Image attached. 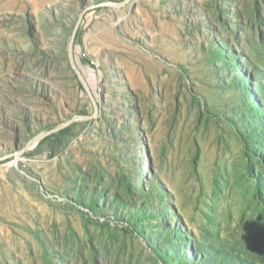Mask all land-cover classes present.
<instances>
[{"label":"rangeland","instance_id":"rangeland-1","mask_svg":"<svg viewBox=\"0 0 264 264\" xmlns=\"http://www.w3.org/2000/svg\"><path fill=\"white\" fill-rule=\"evenodd\" d=\"M106 1L0 0V164L93 113ZM73 51L100 111L0 173V264H264V0L94 7Z\"/></svg>","mask_w":264,"mask_h":264},{"label":"water","instance_id":"water-1","mask_svg":"<svg viewBox=\"0 0 264 264\" xmlns=\"http://www.w3.org/2000/svg\"><path fill=\"white\" fill-rule=\"evenodd\" d=\"M129 0H124V1H119V2H115V1H106V2H101L99 4H93V5H87L85 6L82 11L80 12L79 14V17H78V20H77V23L73 29V32L71 34V37H70V41H69V45H68V56H69V61H70V66L71 68L73 69V71H75V73L78 75L85 91L87 92V95L90 99V102L93 106V113L90 114V115H80V114H74L70 119H68L67 121L61 123L60 125L56 126L55 128L53 129H50L48 131H45L37 136H35L33 139L29 140L24 146L23 148L18 151L20 154H24L26 151H28L30 148H32L33 146H35L37 143H39L40 141H42L43 139L67 128L68 126L72 125L73 123H75L77 120H81V119H84V120H89V121H92V119H94L100 109H99V105L97 103V100L95 99V96L93 94V92L91 91L89 85L87 84L86 80L84 79L82 73L80 72V70L78 69L76 63H75V60H74V56H73V47H74V42H75V38H76V34H77V31H78V28H79V24L82 20V17L85 15V13L87 11H89L90 9L94 8V7H98V6H124ZM13 156V154H10L8 156H3V157H0V160L1 159H5V158H8V157H11Z\"/></svg>","mask_w":264,"mask_h":264},{"label":"crops","instance_id":"crops-1","mask_svg":"<svg viewBox=\"0 0 264 264\" xmlns=\"http://www.w3.org/2000/svg\"><path fill=\"white\" fill-rule=\"evenodd\" d=\"M49 140H51V138H48L47 140L44 139L42 140L43 143H41L40 141V143H37L35 146H33V147H36L35 154H38V156L44 155L47 152V148H48L46 141H49Z\"/></svg>","mask_w":264,"mask_h":264},{"label":"built area","instance_id":"built-area-1","mask_svg":"<svg viewBox=\"0 0 264 264\" xmlns=\"http://www.w3.org/2000/svg\"><path fill=\"white\" fill-rule=\"evenodd\" d=\"M17 161H18V160H17ZM17 161H16V163H15V161L12 160V161L7 162V163H5V164H0V173L4 170V168H5V171H7L9 168L16 166Z\"/></svg>","mask_w":264,"mask_h":264},{"label":"trees","instance_id":"trees-1","mask_svg":"<svg viewBox=\"0 0 264 264\" xmlns=\"http://www.w3.org/2000/svg\"><path fill=\"white\" fill-rule=\"evenodd\" d=\"M73 53H74V51H73ZM75 63H76V65H77L78 69L80 70V72L82 73V75H83L84 79L86 80L87 84L90 86V83H89V81H88L87 76L84 74L83 70L78 66V64H77L76 61H75ZM48 138H50V136L47 137V138H45V140H47Z\"/></svg>","mask_w":264,"mask_h":264},{"label":"bare ground","instance_id":"bare-ground-1","mask_svg":"<svg viewBox=\"0 0 264 264\" xmlns=\"http://www.w3.org/2000/svg\"><path fill=\"white\" fill-rule=\"evenodd\" d=\"M16 154L22 156V154H20L19 152H16ZM21 156H15V159H14L15 163L17 160H21V158H22Z\"/></svg>","mask_w":264,"mask_h":264}]
</instances>
